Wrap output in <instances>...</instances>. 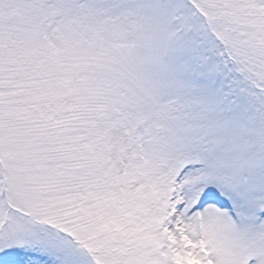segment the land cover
Wrapping results in <instances>:
<instances>
[{
    "label": "snow or ice",
    "instance_id": "obj_1",
    "mask_svg": "<svg viewBox=\"0 0 264 264\" xmlns=\"http://www.w3.org/2000/svg\"><path fill=\"white\" fill-rule=\"evenodd\" d=\"M0 264H264V0H0Z\"/></svg>",
    "mask_w": 264,
    "mask_h": 264
}]
</instances>
